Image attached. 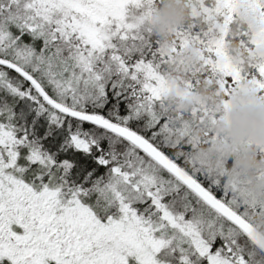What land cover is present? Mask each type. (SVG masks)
<instances>
[{"label": "trees", "instance_id": "1", "mask_svg": "<svg viewBox=\"0 0 264 264\" xmlns=\"http://www.w3.org/2000/svg\"><path fill=\"white\" fill-rule=\"evenodd\" d=\"M155 5L159 13L184 28L200 31L208 27L203 16L192 14L187 0H156ZM0 34L6 36L0 55L31 73L53 99L145 137L264 235L261 156L252 150L245 152L238 144L230 148L221 144V138L234 140L237 135L219 132L213 123L219 116L214 111L217 96L214 87L209 89L206 76L190 77L195 91L200 93V102L190 103H182L180 97L173 95L151 99L145 84L133 77V67L144 62H151L162 72H173L172 64L161 56L160 34L151 33L148 40L118 50L120 64L106 57L108 66L93 69L77 60L72 49L53 43L38 29L24 26L15 15V4L9 0H0ZM250 36L248 25L235 21L228 37L232 52H236L241 41L249 44ZM0 72L1 119L28 143L21 148L20 161L27 167L26 172L32 173L29 176L39 173L38 166L27 164L28 152L37 149L53 161L46 177L50 176L54 186L77 198L102 222L120 217L118 193L143 219L153 222L157 235L167 238L175 233L171 246L161 251L168 264L211 263L198 253L191 238L169 226L167 214L197 221L203 228L209 255L219 251L220 257L231 261L242 258L245 264H264V251L244 232L140 149L104 128L57 111L17 72L2 65ZM51 113L56 116L51 117ZM78 141L86 147H79ZM138 168L144 174L152 173L153 182L157 183L152 190L160 191L164 210L153 202L145 186L136 185L140 179L134 177ZM232 183H236L235 188ZM180 256L186 260H180ZM0 264L13 263L0 260Z\"/></svg>", "mask_w": 264, "mask_h": 264}, {"label": "rangeland", "instance_id": "2", "mask_svg": "<svg viewBox=\"0 0 264 264\" xmlns=\"http://www.w3.org/2000/svg\"><path fill=\"white\" fill-rule=\"evenodd\" d=\"M187 1L193 15L205 18L207 29L182 27L159 13L156 0H9L24 26L72 49L77 60L92 69L108 66L106 57L119 62L118 50L148 40L151 33L160 34L161 56L172 64L173 72L144 62L133 67V77L145 84L151 99L173 95L190 103L200 102L190 77L204 74L217 96L214 111L219 116L212 115L213 123L219 132L237 135L230 141L221 138V144L252 150L261 156L264 168V0ZM237 20L248 25L251 36L249 44L241 41L233 53L228 37ZM5 38L0 34V46ZM0 58L9 60L4 55ZM23 139L2 121L0 110V260L13 264H168L161 251L171 246L175 233L167 238L157 235L153 222L143 219L118 193L120 217L100 221L46 177L53 161L37 149H30L27 164L38 166L39 173L29 176L32 173L20 161L21 148L28 144ZM78 146L86 144L78 141ZM135 171L134 177H140L136 185L145 186L153 202L164 210L160 191L152 190L157 187L152 173ZM261 175L264 179V169ZM167 218L169 226L191 238L211 264H245L242 258H222L219 251L209 255L197 221L168 214Z\"/></svg>", "mask_w": 264, "mask_h": 264}, {"label": "water", "instance_id": "3", "mask_svg": "<svg viewBox=\"0 0 264 264\" xmlns=\"http://www.w3.org/2000/svg\"><path fill=\"white\" fill-rule=\"evenodd\" d=\"M0 65L7 67L20 74L25 80H27L33 85V87L38 91V93L46 101V103H48L57 111L63 113L66 116L86 121L101 128H104L109 132L124 138L132 145L140 149L153 161H155L159 166H161L163 169L173 175L176 179H178L181 183H183L189 190H191L195 195H197L212 210H214L220 216L227 219L236 227H238L260 249L264 251V235L254 225H252L239 213H237L235 210H233L227 204L221 201L216 195L211 193L195 177L188 173L177 162L171 160L163 151L154 146L145 137L141 136L140 134L126 126L107 120L102 116L78 111L56 101L44 90L38 80L31 73L27 72L21 66L12 61L0 58Z\"/></svg>", "mask_w": 264, "mask_h": 264}, {"label": "bare ground", "instance_id": "4", "mask_svg": "<svg viewBox=\"0 0 264 264\" xmlns=\"http://www.w3.org/2000/svg\"><path fill=\"white\" fill-rule=\"evenodd\" d=\"M35 89V88H34Z\"/></svg>", "mask_w": 264, "mask_h": 264}]
</instances>
